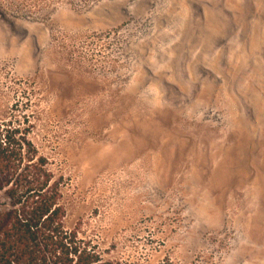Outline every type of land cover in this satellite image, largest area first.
<instances>
[{
  "label": "rangeland",
  "instance_id": "1",
  "mask_svg": "<svg viewBox=\"0 0 264 264\" xmlns=\"http://www.w3.org/2000/svg\"><path fill=\"white\" fill-rule=\"evenodd\" d=\"M0 122L106 258L264 264V0H0Z\"/></svg>",
  "mask_w": 264,
  "mask_h": 264
},
{
  "label": "trees",
  "instance_id": "2",
  "mask_svg": "<svg viewBox=\"0 0 264 264\" xmlns=\"http://www.w3.org/2000/svg\"><path fill=\"white\" fill-rule=\"evenodd\" d=\"M20 131L0 122V193L11 201L0 209V264H130L65 226L61 180Z\"/></svg>",
  "mask_w": 264,
  "mask_h": 264
}]
</instances>
